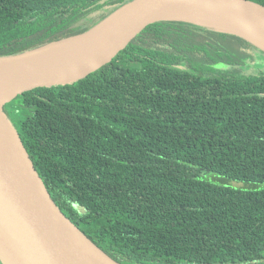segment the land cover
I'll list each match as a JSON object with an SVG mask.
<instances>
[{"label":"trees","instance_id":"obj_1","mask_svg":"<svg viewBox=\"0 0 264 264\" xmlns=\"http://www.w3.org/2000/svg\"><path fill=\"white\" fill-rule=\"evenodd\" d=\"M129 1L0 0V57L84 34ZM2 111L61 212L116 262L264 264L260 47L158 21L97 71Z\"/></svg>","mask_w":264,"mask_h":264},{"label":"water","instance_id":"obj_2","mask_svg":"<svg viewBox=\"0 0 264 264\" xmlns=\"http://www.w3.org/2000/svg\"><path fill=\"white\" fill-rule=\"evenodd\" d=\"M197 9L229 13L264 28V5L251 0H131L90 29L113 14L125 12L120 23L108 35L66 62L38 69H12L0 65V93L7 95L1 110L5 103L25 92L74 83L97 71L111 62L145 27L158 21L182 19L198 22L233 33L264 50V43L254 31L204 20L189 13ZM90 30L65 41L0 59L69 42ZM4 116L19 147L16 149L0 133L2 264H120L98 248L61 212L44 187L15 129Z\"/></svg>","mask_w":264,"mask_h":264},{"label":"bare ground","instance_id":"obj_3","mask_svg":"<svg viewBox=\"0 0 264 264\" xmlns=\"http://www.w3.org/2000/svg\"><path fill=\"white\" fill-rule=\"evenodd\" d=\"M189 13H192V16L204 20L249 29L259 35V39L264 43V28L248 20L243 18L240 19L229 13L210 9H197L196 11ZM124 14L125 12L113 14L110 18L90 30L84 36H80L69 42L67 41L58 45H50L38 51L17 57L0 59V65L12 69H38L43 66L66 62L101 41L116 27V25H118V23H120ZM6 99L7 95L0 93V104ZM2 115L3 114L0 113V133L3 134L12 146L18 149L19 144L17 138L11 126L6 122Z\"/></svg>","mask_w":264,"mask_h":264},{"label":"rangeland","instance_id":"obj_4","mask_svg":"<svg viewBox=\"0 0 264 264\" xmlns=\"http://www.w3.org/2000/svg\"><path fill=\"white\" fill-rule=\"evenodd\" d=\"M113 13V12H112ZM250 38H254L253 36L249 35ZM0 113L3 114L2 110H1V104H0ZM10 113V111H9ZM7 117V119L10 121V123H12V117L11 115L9 116L8 113H4ZM3 114V117L5 118ZM6 120V118H5ZM7 121V120H6ZM8 122V121H7ZM213 177H215V179H212L213 182H216V183H219V184H223V185H228V186H232V187H236V185L232 184V183H239V182H235V181H231V180H226L220 176H217V175H213ZM210 180V179H209ZM229 181V182H228ZM243 184V183H242ZM0 264H2V262L0 261Z\"/></svg>","mask_w":264,"mask_h":264}]
</instances>
